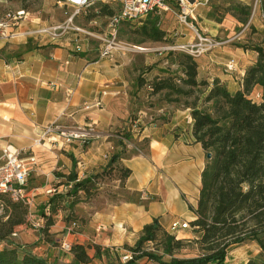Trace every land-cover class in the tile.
Returning <instances> with one entry per match:
<instances>
[{"label": "crops", "instance_id": "obj_1", "mask_svg": "<svg viewBox=\"0 0 264 264\" xmlns=\"http://www.w3.org/2000/svg\"><path fill=\"white\" fill-rule=\"evenodd\" d=\"M12 6L8 0H0L1 9ZM60 17L47 22L31 15L19 31L66 24L68 17ZM78 21L77 15L73 16V29L58 38L46 35L0 41V155L10 146L21 158H33L26 190L45 206L53 195L63 194L66 180L60 174L75 171L82 180L104 169L111 152L119 150L118 129L126 126L130 138L123 141L130 154L121 164L131 175L125 189L137 193L138 200L104 204L89 214L80 232L69 233L64 224L59 237L70 245L133 247L143 228L156 219L168 233L172 222L195 219L190 207L198 203L207 154L193 136L190 109L166 101L161 106L159 101L149 103L156 98L142 95L146 84L140 86L139 78L147 74L138 75V63L120 60L118 54L101 58V42L75 29L102 35L107 28L100 33ZM87 21L89 26L94 24L92 19ZM77 38L81 52L74 49ZM156 109L161 116L159 124L152 123L154 116L147 113ZM54 124L64 130L79 128L89 135L66 143L54 134L36 144L44 129ZM33 201L31 214L36 209ZM21 227L19 232L25 230ZM190 235L188 230L179 233V237ZM30 240V235L20 234L17 242L24 248ZM94 253L92 249L91 257ZM89 264L103 263L94 259Z\"/></svg>", "mask_w": 264, "mask_h": 264}, {"label": "trees", "instance_id": "obj_2", "mask_svg": "<svg viewBox=\"0 0 264 264\" xmlns=\"http://www.w3.org/2000/svg\"><path fill=\"white\" fill-rule=\"evenodd\" d=\"M261 3L264 15V0ZM232 6L235 19L246 25L251 16V5L234 1ZM102 7L103 14L110 17L115 14V11L106 10L109 5ZM216 12H219L218 9ZM151 17L139 24V32L144 42H162L166 32L158 27L159 18ZM241 47L255 52L257 59L245 70L242 88L233 93L219 79H214L211 84L199 81L197 59L180 51H174L172 56L182 76L159 78L151 83L152 95L163 94V100L168 104L183 105L190 109L195 141L206 154H212L202 171L197 206L190 207L195 217L189 223L191 235H171L156 219L143 228L133 247L124 245L120 249H111L98 245H71V264H89L94 259L103 264H141L144 259L157 264H224L232 247L249 242L258 245L260 255L246 264H264V46ZM139 84L143 86L144 80L140 79ZM201 87L208 88L201 104L205 107L198 105L197 98L193 103H181L183 99L193 98L196 90ZM256 88L261 90L258 92L259 98L255 97ZM206 106H209L208 109H205ZM123 140H129V137L126 134L120 136V151L113 154L108 165L99 172L82 180H79L75 171L69 175H59L66 180L65 186L71 187L64 195H53L47 203L49 215L45 213L47 216L41 228L46 239L55 225L57 214L73 207L74 201L67 206L66 198H76L78 193L90 196L99 180L115 170H119L118 181L124 191L129 193L125 189V181L130 177L131 170L121 164V159L126 156ZM129 194L133 199L123 202L138 200L137 193ZM27 216L26 206L0 195V264H55L35 256L12 240V235L25 224ZM148 243H160L162 255L149 251L145 247ZM192 243L197 245L199 255L190 258L175 255L186 244ZM92 249L95 251L93 257L90 255ZM122 250L129 252L131 259L123 261L120 254ZM163 256L171 257L170 261H164Z\"/></svg>", "mask_w": 264, "mask_h": 264}, {"label": "rangeland", "instance_id": "obj_3", "mask_svg": "<svg viewBox=\"0 0 264 264\" xmlns=\"http://www.w3.org/2000/svg\"><path fill=\"white\" fill-rule=\"evenodd\" d=\"M201 1L202 5L197 8L192 16L188 18L192 29L180 24L176 9L174 11H168L162 13L159 16H152L151 19L159 18L158 27L166 32V38L162 42H152L145 41L143 36L139 32L138 23H122L118 31V39L129 47H137V50L131 53H116L120 60H132L138 63L140 67V72L138 75L147 74L145 78H139L144 80V88L142 90V95L146 97L152 96L151 83L156 79H165L168 77H180L182 76V71L178 68L177 62H175L173 53H175L172 48L178 45H184L187 43H197L196 32L203 36L214 40L218 45L213 50L206 52L200 58H196L199 64L198 68V79L199 81H208L210 84L214 79H219L223 81V84L233 93L238 89L242 88V77L244 71L251 66L257 59V54L252 51H246L241 46L249 45H261L264 46V15L261 12V2L262 0H245V3L251 5V16L246 25L240 24L233 14V2L240 0H209L205 3V0ZM10 2V1H9ZM11 6L7 9L0 8V17H2L8 11H17L19 9H25L32 16L42 18L47 22H51L54 17L60 20L62 17H70L74 14L71 7L60 6L57 0H13L10 2ZM102 3L94 1L91 7L77 15L81 21H78L80 25H85L88 28H92L100 33H103L108 25L109 15L103 14L104 11ZM209 8V11L206 9ZM112 10L117 12L118 7L116 5L110 6L106 10ZM218 9L219 12H216ZM61 14V15H60ZM92 19L94 24L89 26L87 20ZM77 21V19H76ZM233 63L234 70L230 71L228 69L229 63ZM158 65V66H157ZM159 67V68H158ZM147 79V80H146ZM208 88L201 87L196 90L193 98L189 100H182V104L187 101L193 103L194 100L198 99V105L200 107L203 103L204 97L207 95ZM257 92H255L256 94ZM156 100H150L149 103H159L160 106L163 105L161 102L163 100V94L154 95ZM144 98V99H145ZM159 101V102H158ZM143 107H147L148 103L142 100ZM178 105H175V107ZM159 107V106H158ZM206 106L205 109H208ZM156 111V112H155ZM154 116V121L152 123L159 124L161 116L157 109L152 112ZM138 113L136 114V116ZM149 116V115H148ZM134 117V116H132ZM148 119V117H147ZM128 122V121H127ZM151 122V121H150ZM123 136L127 135V127L124 126L122 129H118L117 135ZM135 144V143H134ZM119 143L116 142V146ZM137 145V144H136ZM140 147L141 146H137ZM144 149V148H142ZM135 152L136 149H130ZM120 151L114 150L113 154ZM137 152V151H136ZM126 156L129 154L126 153ZM119 170H115L112 174L99 180L98 185L95 186L90 196H84L82 193H78L76 198H66V205H70L74 201L73 207L70 206L65 211H61L55 217V225L51 228L49 237L46 239L40 230H33L27 228L25 230H18V236L13 237L12 240L18 244V239L20 234L30 235V244L24 249L32 252L35 256L42 259L51 260L49 263L55 264H71L69 252H65L61 249L60 234L62 233L63 225H66V231L72 225L74 221H78L79 229L74 233L80 232L82 224L89 217V214L93 213L94 210L102 208L104 204H117L124 200L133 199V196L122 188V184L118 181ZM30 179V177H29ZM28 180V186H29ZM65 185V184H64ZM28 188V187H27ZM70 188H63L64 193L68 192ZM30 197V196H29ZM35 198L30 197L33 201L36 209L32 212L33 219H44L47 216L45 213L47 211V204L41 203V201H35ZM34 209V207H32ZM30 209H28V213ZM30 214V213H29ZM72 214V215H71ZM28 217V216H27ZM68 221H65L67 220ZM191 231L190 228L187 229ZM170 234L173 233L170 230ZM184 234V233H183ZM176 235V234H175ZM179 237V234H177ZM193 236V235H192ZM20 245V244H18ZM22 247V245H20ZM145 247L149 251H153L162 255V246L160 243H148ZM121 256L125 255L124 250L120 251ZM200 254V251L194 243L186 244L185 248L175 252V255L179 258H190ZM260 255V249L255 243H245L239 246H234L231 248L224 264H245L247 261L253 258H257ZM164 261H170L171 257L163 256ZM141 264H157L155 262H150L148 259L141 261Z\"/></svg>", "mask_w": 264, "mask_h": 264}, {"label": "built area", "instance_id": "obj_4", "mask_svg": "<svg viewBox=\"0 0 264 264\" xmlns=\"http://www.w3.org/2000/svg\"><path fill=\"white\" fill-rule=\"evenodd\" d=\"M94 1L109 6L116 5L118 7V11L108 19L107 31L102 35H97L77 28L75 30L84 32L88 37L98 39L101 42L100 57L107 59L112 58L116 53L125 54L137 50V47H129L118 39V31L122 23L140 24L149 16H159L164 12L174 11V9H176L175 13L180 24L188 29H192L188 18L193 15L199 6L202 5L199 0H57L58 5L71 7L74 11V14L67 18L66 24L55 27H38L33 30L28 29L19 31V27L31 17V13L23 9L8 11L0 17V41L17 39L19 37H38L46 35L58 38L68 30L73 29L70 27L73 16L78 15L91 7ZM196 38L197 43L178 45L173 47L172 50L187 53L195 58H200L206 52L213 50L218 45L214 40L208 37H203L197 32ZM75 42V51L81 52L82 47L79 43V39L77 38ZM227 67L230 71L234 70L232 62H230ZM255 97L259 98L260 95L256 93ZM54 134H57V136L62 138L66 143L86 139L89 135L88 132L82 131L79 128L64 130L61 129L60 126L54 124L44 129L42 135L36 141V144L44 143L47 138H52ZM34 165L35 162L33 158H21L20 153L12 147L8 146L3 149L0 155V195H5L12 201L22 203L30 209L32 206V200L26 189ZM68 187L70 188L71 185ZM49 193H53V191H49ZM29 213L25 224L22 225L21 228L40 230L44 225V219H33L31 212ZM46 214L49 215L48 207ZM189 228V223L180 221H174L170 226L173 235H177L181 231ZM78 229L79 224L72 223L68 232L74 233ZM12 236L17 237L18 230ZM61 249L65 252H69L71 245L66 241H62ZM129 259H131V254L126 252V254L122 256V260L127 261Z\"/></svg>", "mask_w": 264, "mask_h": 264}, {"label": "water", "instance_id": "obj_5", "mask_svg": "<svg viewBox=\"0 0 264 264\" xmlns=\"http://www.w3.org/2000/svg\"><path fill=\"white\" fill-rule=\"evenodd\" d=\"M206 157H207V159H211V158H212V154H211V153H208V154L206 155Z\"/></svg>", "mask_w": 264, "mask_h": 264}]
</instances>
